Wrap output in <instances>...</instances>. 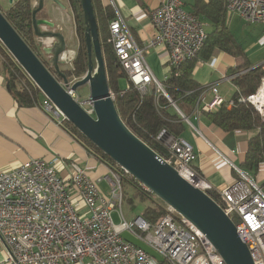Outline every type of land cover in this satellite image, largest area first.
Segmentation results:
<instances>
[{
	"label": "built area",
	"instance_id": "1",
	"mask_svg": "<svg viewBox=\"0 0 264 264\" xmlns=\"http://www.w3.org/2000/svg\"><path fill=\"white\" fill-rule=\"evenodd\" d=\"M225 5L248 23L264 22V0H225ZM150 16L155 34L142 46L120 14L109 22L107 41L129 80L127 88L133 86L142 93L154 89L157 104L158 96H165L181 119L198 130L170 97L146 54L151 48L161 49L168 56L171 71H176L200 54L208 39L206 25L186 10L181 0H166ZM62 59L73 69L74 55L65 52ZM78 79L73 77L69 83ZM263 84L264 77L255 93L241 99L253 104L264 119V99L259 98ZM197 91L191 115L198 117L224 104H234L220 95L216 85L198 87ZM41 107L61 124L68 120L46 95ZM155 138L165 151L162 158L183 178L208 194L215 193L214 197L209 195L235 223L254 264H264V188L255 176L222 155L236 171L237 179L215 191L194 168L197 152L190 142L166 127ZM69 168L70 174L65 177L55 163L31 158L0 172V244L6 249L3 264H226L206 235L167 204V212L155 222L143 215L127 219L123 212V180L125 174H131L122 167L108 166L104 178L109 194L99 184L102 177L93 179L75 160ZM115 210L121 217L119 223L113 220ZM123 232L149 245L163 260L127 241Z\"/></svg>",
	"mask_w": 264,
	"mask_h": 264
},
{
	"label": "crops",
	"instance_id": "2",
	"mask_svg": "<svg viewBox=\"0 0 264 264\" xmlns=\"http://www.w3.org/2000/svg\"><path fill=\"white\" fill-rule=\"evenodd\" d=\"M165 1L102 0L105 6H111L115 15H121L135 41L141 46L155 34L150 16L152 10ZM181 1L186 10L203 20L208 33L216 28L210 15L215 16L221 4L226 8L225 0ZM13 3L9 0H0V5H5L2 6L3 9L9 8ZM225 14L227 27L242 45L244 55L234 56L219 48H216L210 56L201 53L195 60L191 77L198 87L216 85L220 95L230 101L238 94V87L231 79V70L242 64L244 60L248 61L250 68L257 66L264 68V22L248 23L238 13L231 12L227 8ZM235 14L250 25L243 41L228 25L230 22L228 16ZM243 32L242 30V34ZM146 58L157 78L165 82L172 74L167 54L155 47L149 50ZM87 87L86 93L89 96V85ZM207 113L202 112L197 117L191 115V110L187 115L199 131L182 120L184 130L180 135L190 142L197 152L194 168L212 183L215 191H218L237 179V173L228 161L240 167L245 159L248 141L255 135V130L226 132L216 126ZM222 155L228 161L223 159ZM31 158H44L55 163L59 172L65 177L70 174V162L75 160L93 179L102 177L99 184L105 182L104 184L109 186L104 178L109 171L108 165L90 153L55 116L41 107V103L32 106L19 104L0 62V172ZM255 178L264 188V164L261 165ZM5 257L6 249L0 244V264H3Z\"/></svg>",
	"mask_w": 264,
	"mask_h": 264
},
{
	"label": "trees",
	"instance_id": "3",
	"mask_svg": "<svg viewBox=\"0 0 264 264\" xmlns=\"http://www.w3.org/2000/svg\"><path fill=\"white\" fill-rule=\"evenodd\" d=\"M92 1L99 25L108 82L114 94L113 98L119 115L136 135L164 157L166 155L165 151L156 141V134L161 128L166 127L170 132L180 135L184 130V123L165 96H158L159 105L157 104V95L154 89L142 93L133 86L125 89L119 87L120 77L126 75L120 70L118 57L112 45L107 41L109 22L115 17V14L111 6H105L102 0ZM68 3L74 14L76 32L81 39V45L74 57L73 69L70 68L68 72L65 71L67 75L79 78L87 72L89 61L84 35V15L80 0H68ZM37 6H33L32 0H16L9 8L1 10L34 52L53 71L55 70L54 66L43 59L45 53L43 47L36 42L37 37L33 27L32 12ZM225 11L226 8L221 4L219 8H217L215 16L210 15L216 28L208 33V39L200 54L203 53L206 56H210L216 48H219L234 56L244 55L242 45L227 27ZM40 16L50 18L48 14L42 12V10L37 13V17ZM0 54L11 91L19 104L22 106L40 104L41 97L44 95L43 92L1 42ZM196 58L185 62L178 70L173 71L170 77L164 82L170 97L186 114L193 109L197 98L198 84H196L191 77ZM250 66L248 61L244 60L242 64L231 70V74L234 75L232 80L238 87V94L233 98L234 104L231 107L224 104L217 111L208 112L207 115L216 126L222 128L226 132L232 133L235 130H255V135L248 141L245 159L240 167L256 176L261 165L264 164V119L253 104L248 101H243L241 97L256 92L264 77V68L263 66H257L250 69ZM62 124L63 127L75 137V139L82 143L90 153L94 154L99 161L106 163L112 168L121 167L89 140L69 120H65ZM123 183L124 185L127 183L128 185L130 184L142 199L149 198L151 200L142 214L146 219L155 222L167 212L166 204L160 202V200H156L154 195L150 193L151 191L144 188L133 176L125 174ZM141 186H143V188H140ZM209 194L213 197L215 195L213 192ZM235 222H237V220H235Z\"/></svg>",
	"mask_w": 264,
	"mask_h": 264
},
{
	"label": "water",
	"instance_id": "4",
	"mask_svg": "<svg viewBox=\"0 0 264 264\" xmlns=\"http://www.w3.org/2000/svg\"><path fill=\"white\" fill-rule=\"evenodd\" d=\"M14 0H9L13 3ZM45 0H39L32 12L33 27L37 37H51L53 44L43 50L51 56L53 72L34 52L0 9V41L28 73L44 95L49 97L89 140L135 179L153 192L167 205L194 224L214 245L226 264H254L250 250L239 237L235 223L220 205L206 192L183 178L177 169L136 135L122 120L116 108L108 82L102 50L99 25L92 0H80L85 23V42L88 51V70L78 80L69 83L61 65L67 41L62 32H56L55 22L37 17ZM65 7L60 0H53ZM47 26L51 30H43ZM95 57L96 66L94 65ZM251 69V68H250ZM88 84V101L92 113L73 95ZM122 236L162 261L163 258L149 245L128 232Z\"/></svg>",
	"mask_w": 264,
	"mask_h": 264
},
{
	"label": "rangeland",
	"instance_id": "5",
	"mask_svg": "<svg viewBox=\"0 0 264 264\" xmlns=\"http://www.w3.org/2000/svg\"><path fill=\"white\" fill-rule=\"evenodd\" d=\"M60 1L63 3L65 8H62V6H60L59 4L54 2L53 0H45L42 12L48 14V16L50 18H47V19L55 22V28H53V30L56 32H62L64 34V36L66 37V39H67L66 54L68 56H69V54H72V56L74 55V57H75L77 54L78 48L81 45V39L77 35V32H76V23H75L74 14H73V11H72L69 3H68V0H60ZM38 2H39V0H32L33 6H37ZM50 4H52V7H50ZM2 6L5 7V5H2ZM2 6L0 5V9H3ZM228 20H230V22H228L229 27L232 29L233 32H236L237 36L241 37L240 39L243 41L245 39V36H246L245 33H247V29H249L250 25H248L239 15H236V14L233 16L229 15ZM43 29L44 30H51V28H49L47 26H44ZM242 30L244 31L243 34H242ZM52 40H55V39H53L51 37H44V38L37 37L36 38V42H38L41 47H44L46 45H50ZM1 57L2 56L0 54V62H2ZM43 59L46 60L50 65H52V63L50 61L51 56H49V54L44 53ZM93 59H94V65L96 66V61H95L94 56H93ZM70 68H71V65H69V64L64 63L61 65V69L64 71L66 70L68 72V70ZM54 71L55 70H53V72ZM66 71H65V73H66ZM67 76H68L69 80L73 79V76H70V75H67ZM87 86H88L87 84L80 86L75 93V95H76L75 97L78 98L81 102H83V106L86 110L90 111L92 109V105L90 102H88L89 96L86 93L87 88H88ZM128 86H129L128 78L126 76L120 77L119 87L121 89H125ZM104 183L100 184V186L105 193L109 194V192H110L109 186H106L105 185L106 183L105 184ZM129 185H128V183L125 185L123 183V188H124L123 189V192H124L123 212L126 215L127 219L130 220V219H132L138 215H142L144 213L146 207L150 204L151 200L149 198L142 199L136 193L135 189H133V187L131 185L130 186ZM140 188H143V186H141ZM150 193L152 195H154V198L156 200H160V202H163V200H161L159 197H157L153 192H150ZM163 203L166 204L165 202H163ZM112 216H113V220L115 223H119L121 221V217H120L118 211H116V210L113 211Z\"/></svg>",
	"mask_w": 264,
	"mask_h": 264
},
{
	"label": "bare ground",
	"instance_id": "6",
	"mask_svg": "<svg viewBox=\"0 0 264 264\" xmlns=\"http://www.w3.org/2000/svg\"><path fill=\"white\" fill-rule=\"evenodd\" d=\"M44 97V96H43ZM259 98L262 101L264 99V84L261 86L259 91Z\"/></svg>",
	"mask_w": 264,
	"mask_h": 264
},
{
	"label": "flooded vegetation",
	"instance_id": "7",
	"mask_svg": "<svg viewBox=\"0 0 264 264\" xmlns=\"http://www.w3.org/2000/svg\"><path fill=\"white\" fill-rule=\"evenodd\" d=\"M41 11V10H40ZM39 18H46V17H43V16H40ZM44 30V29H43ZM55 41V40H54ZM54 41L51 43V44H53L54 43ZM50 56V55H49Z\"/></svg>",
	"mask_w": 264,
	"mask_h": 264
}]
</instances>
